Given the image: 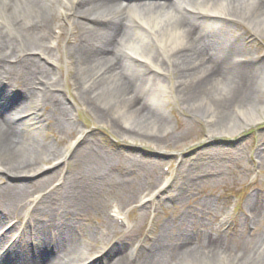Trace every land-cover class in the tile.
<instances>
[{
    "label": "bare ground",
    "instance_id": "bare-ground-1",
    "mask_svg": "<svg viewBox=\"0 0 264 264\" xmlns=\"http://www.w3.org/2000/svg\"><path fill=\"white\" fill-rule=\"evenodd\" d=\"M72 4L75 8L68 15ZM215 4L237 8L257 31L264 33V0H0V174L7 179L0 185V264H84L89 259L77 244L78 227L70 218L79 214L86 196L80 191L69 192L74 188L68 194L59 193L66 181L54 182L59 177L56 167L47 166L51 159L58 161L56 166L66 162L65 154L74 149L73 144L63 150L34 136L47 128L63 138L78 127L56 94L59 82L46 65L57 64L53 58L55 42L59 45L64 39L58 18L72 17L66 59L70 67L74 58L78 72L85 75L82 82L75 80V85L86 88L88 96L95 94L101 105L111 98L123 113L124 123L134 119L126 127L112 119L113 129L134 139L147 134L132 124L143 123L152 132L163 128L167 118L148 106L146 93L159 86L164 93L171 90L163 81L170 76L195 113L207 117L214 106L218 123L210 129V136L235 130L237 122L225 119H229L227 108L250 105L264 69L262 58L244 60L241 56L249 53L232 38L224 39L228 27L223 25L221 30L220 20L226 14ZM208 22L217 28L213 34L206 28ZM216 37L224 40L217 47ZM128 43L134 48L131 52L123 48ZM138 43L156 44L161 51L140 52ZM135 61L148 68L136 66ZM225 87L229 90L223 97ZM211 98L219 99L218 106L211 103ZM33 105L35 111L31 113ZM50 105V111L42 114V109ZM101 109L108 108L97 107V111ZM250 118L245 126L264 119ZM31 125H38L40 132H30ZM147 139L161 143L157 133ZM33 188L41 195L30 199ZM254 204L250 203L257 211L259 207ZM114 212L119 219V212ZM168 241L169 236L157 238L153 249L147 252L145 248V255H140L139 264H167L170 256L166 257L164 244ZM199 244L206 252L195 251L201 258L222 249L219 237L207 233ZM196 248L185 240L171 255ZM113 264L122 263L116 259Z\"/></svg>",
    "mask_w": 264,
    "mask_h": 264
},
{
    "label": "rangeland",
    "instance_id": "rangeland-1",
    "mask_svg": "<svg viewBox=\"0 0 264 264\" xmlns=\"http://www.w3.org/2000/svg\"><path fill=\"white\" fill-rule=\"evenodd\" d=\"M214 6L226 14L220 20L221 30L228 27L225 32L229 33L224 39L232 38L249 53L243 54L242 59L264 60V33L257 31L237 8ZM74 8L72 4L68 15H72ZM71 18H58L64 28V39L59 45L55 42L53 58L57 64L46 65L59 82L60 90L56 94L78 127L63 138L55 130L46 128L40 132L38 125L28 129L40 132L34 136L39 135L63 150L73 144L74 149L65 154L66 162L56 166L58 161L51 159L47 166L56 167L59 177L54 182L66 181V187L59 193L74 188L69 192L80 191L86 196L79 214L70 216L78 227L77 244L89 258L85 263L113 264L119 259L122 264H139L145 248L148 252L156 245L157 238L169 236L171 241L164 244L166 257L170 256L167 264H264V119L244 125L252 116L264 117V69L254 86L250 105L227 108L229 119H225L237 122V132L228 130L209 136L210 129L218 123L214 106L207 117L195 113L194 107L179 94L175 79L168 76L162 80L171 90L164 93L159 86L156 91L146 93L148 106L166 116V125L152 132L143 123L132 124L144 135L157 133L161 143H152L147 136L131 139L112 128V119L126 127V123H134L133 118L124 123L123 113L111 98L104 100L105 106L101 105L95 94L88 96L86 88L75 85L74 81L82 82L85 75L78 72L79 64L74 58L70 67L66 59ZM229 18L236 21L231 22ZM206 28L211 34L217 30L209 22ZM134 35L139 37L140 33ZM214 39L216 47L224 41ZM129 44L123 48L131 52L134 48ZM136 49L161 51L156 44L138 43ZM135 63L148 68L139 61ZM228 90L225 87L223 97ZM211 103L218 106L219 99L211 98ZM34 107L29 108L31 113ZM97 107L108 109L97 111ZM50 109L51 105L41 112L48 113ZM104 111L105 114L101 113ZM6 180L5 174H0V185ZM34 190L30 199L41 195ZM251 202L260 210L253 211ZM114 211L119 212L122 221ZM205 233L219 237L222 249L201 258L195 251L202 250L198 245ZM185 240L197 248L172 256L175 246ZM66 261L73 262L72 258Z\"/></svg>",
    "mask_w": 264,
    "mask_h": 264
}]
</instances>
